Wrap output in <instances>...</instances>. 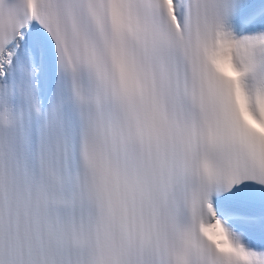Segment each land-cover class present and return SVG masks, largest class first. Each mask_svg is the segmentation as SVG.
Instances as JSON below:
<instances>
[{
	"label": "snow or ice",
	"instance_id": "snow-or-ice-1",
	"mask_svg": "<svg viewBox=\"0 0 264 264\" xmlns=\"http://www.w3.org/2000/svg\"><path fill=\"white\" fill-rule=\"evenodd\" d=\"M0 264H264V0H0Z\"/></svg>",
	"mask_w": 264,
	"mask_h": 264
}]
</instances>
